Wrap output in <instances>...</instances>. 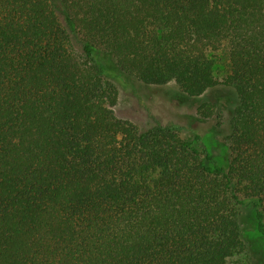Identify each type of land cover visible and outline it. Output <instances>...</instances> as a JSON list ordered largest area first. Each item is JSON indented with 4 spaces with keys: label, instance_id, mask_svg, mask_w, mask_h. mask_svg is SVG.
I'll return each instance as SVG.
<instances>
[{
    "label": "trees",
    "instance_id": "obj_1",
    "mask_svg": "<svg viewBox=\"0 0 264 264\" xmlns=\"http://www.w3.org/2000/svg\"><path fill=\"white\" fill-rule=\"evenodd\" d=\"M130 81L228 161L120 117ZM247 208L264 235V0H0V264H230Z\"/></svg>",
    "mask_w": 264,
    "mask_h": 264
},
{
    "label": "rangeland",
    "instance_id": "obj_2",
    "mask_svg": "<svg viewBox=\"0 0 264 264\" xmlns=\"http://www.w3.org/2000/svg\"><path fill=\"white\" fill-rule=\"evenodd\" d=\"M100 53L97 51V54ZM110 61L107 60V63ZM222 66L217 65L216 71L220 76ZM119 86V101L115 106L116 113L138 124L142 129H148L156 123H175L182 127L181 136L192 139L198 132L203 136L204 142L221 162L228 161V147L224 141L227 132L226 123L222 131L217 130L216 118H203L197 113V103L189 100L185 103L180 99L168 100L161 90L155 87L142 86L140 83L130 81L126 86ZM174 83L169 91H174ZM173 93V92H172ZM231 102L235 101L232 92H221ZM228 113V112H227ZM227 113L224 115L227 116ZM243 237L245 240L244 252L238 253L230 259V264H264V235L257 228V221L251 208L244 210L242 216Z\"/></svg>",
    "mask_w": 264,
    "mask_h": 264
}]
</instances>
